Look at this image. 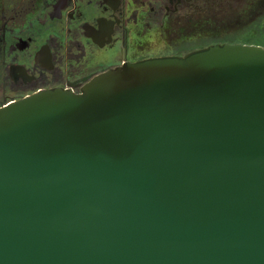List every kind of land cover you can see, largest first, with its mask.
<instances>
[{"label": "water", "instance_id": "1", "mask_svg": "<svg viewBox=\"0 0 264 264\" xmlns=\"http://www.w3.org/2000/svg\"><path fill=\"white\" fill-rule=\"evenodd\" d=\"M0 264H264V47L0 108Z\"/></svg>", "mask_w": 264, "mask_h": 264}, {"label": "flooded vegetation", "instance_id": "2", "mask_svg": "<svg viewBox=\"0 0 264 264\" xmlns=\"http://www.w3.org/2000/svg\"><path fill=\"white\" fill-rule=\"evenodd\" d=\"M256 2L0 0V108L41 91L82 93L107 70L207 48V18Z\"/></svg>", "mask_w": 264, "mask_h": 264}, {"label": "rangeland", "instance_id": "3", "mask_svg": "<svg viewBox=\"0 0 264 264\" xmlns=\"http://www.w3.org/2000/svg\"><path fill=\"white\" fill-rule=\"evenodd\" d=\"M262 1V3H260L261 1L256 2V5H247L249 9L247 6L241 5L247 10L235 6L236 8L222 12L217 11L213 17L207 18L201 26L203 41L215 36L227 37L233 33L243 35L242 33L246 32L254 37L255 42L264 43V0ZM236 3L238 4L237 1ZM260 46L264 47V45Z\"/></svg>", "mask_w": 264, "mask_h": 264}, {"label": "trees", "instance_id": "4", "mask_svg": "<svg viewBox=\"0 0 264 264\" xmlns=\"http://www.w3.org/2000/svg\"><path fill=\"white\" fill-rule=\"evenodd\" d=\"M242 34L243 35H239L237 33H233L232 35L227 36V37L215 36V37H212V38H207L205 41H203V46L205 47L208 44L224 43V42L243 43V44H251V45H264L263 42H255L256 40H254L253 39L254 37L253 36L251 37L249 33L245 32V33H242Z\"/></svg>", "mask_w": 264, "mask_h": 264}]
</instances>
